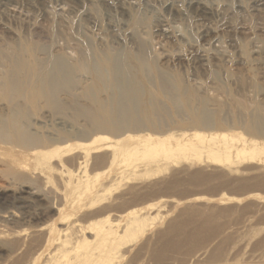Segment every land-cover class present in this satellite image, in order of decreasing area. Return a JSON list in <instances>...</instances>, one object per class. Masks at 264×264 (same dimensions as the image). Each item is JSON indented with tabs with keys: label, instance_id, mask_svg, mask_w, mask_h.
Here are the masks:
<instances>
[{
	"label": "rangeland",
	"instance_id": "rangeland-1",
	"mask_svg": "<svg viewBox=\"0 0 264 264\" xmlns=\"http://www.w3.org/2000/svg\"><path fill=\"white\" fill-rule=\"evenodd\" d=\"M0 128V264H62L70 222L132 210L116 264L175 223L264 257V0H0Z\"/></svg>",
	"mask_w": 264,
	"mask_h": 264
},
{
	"label": "bare ground",
	"instance_id": "bare-ground-1",
	"mask_svg": "<svg viewBox=\"0 0 264 264\" xmlns=\"http://www.w3.org/2000/svg\"><path fill=\"white\" fill-rule=\"evenodd\" d=\"M4 127H6V126H4ZM21 132H22V130H21ZM1 134L2 133H0V135ZM3 134H2V136H3ZM116 134L118 135L120 133L117 132ZM22 135H23V133H22ZM4 137H6V136H4ZM13 137H15V136H13ZM19 140H20V138H19ZM100 140H102V137H97L95 139V142L96 141H100ZM146 141H148L150 145H154V144L158 143V141L153 142V140H151V138L146 139ZM20 143H21V141H20ZM33 145H35V144L33 143ZM99 148H101V146H99V147L96 146L95 147V149H99ZM57 151L63 153L62 149L57 150ZM119 151H120V153L123 152L122 149H120ZM118 153H116L117 156H118ZM46 154H47L46 152L45 153H41L42 156H44ZM117 156L113 155V160L116 159ZM99 157L103 158V155H101ZM152 159L154 160L155 157H153ZM17 178H18V180L21 181V177L20 176H17ZM140 185H142V184H140ZM143 187L146 190L148 188H151L150 185H146V186H143ZM141 190L135 191L133 188H130V189L127 190V194L130 195V196L131 195L135 196V194L136 193L139 194V192ZM236 190H241V189L240 188H236L235 191ZM125 193H126V191H125ZM143 193H144V190H143ZM138 194H136V195H138ZM140 194L142 195V191H141ZM143 196H145V195H143ZM140 197H142V196H140ZM131 198H132L131 202H129V200H131V199H129L127 201L130 204H132V203L134 204V202H133L134 199L133 198H136V196L135 197H131ZM97 201H98V199L92 198V199H90L89 204L91 205V204H93V203H95ZM123 209H124V207H123ZM132 211L128 215L125 216L126 220H125L124 224H121L122 222L119 219H115V220L108 219L105 222H100L99 226H100L101 229L99 231H97V233L95 235L91 236L90 240H89L88 237L84 236V233L88 232L87 231L88 228L89 229H93V223L91 225H89L88 228L86 229V227L82 226V224L78 223L77 221H74L73 223L70 222L68 227L65 228V229L66 230H70L74 234H76L75 235V243H74V245H73V247L71 249V250H76V251H75L74 256H71V255L69 256V254L64 255L63 256L64 260L62 261V264H72L73 262H74V264H87L88 262H92L94 264H116V263H119V261L122 260L124 258V256H125V254L127 253L126 252L127 249L124 250L125 246L120 244L119 242L124 237L126 231L129 228V225L132 222L141 219L139 212H136V211L132 212ZM71 216H73V215L72 214L64 215L63 219L67 221V220H69V218ZM192 217H193V214H192ZM119 222H121V223H119ZM175 222H177V221H175ZM183 223L187 224V221L183 222ZM197 223H199V222H197ZM204 225H205V223H204ZM191 228H187L188 229L187 230L185 228V226L179 225V224H176V223L173 224V225H169L167 230H166L165 235L166 234H170L171 236L170 237L168 236L169 239H167V241H165L166 242L165 244H162L164 242L163 241L161 243L162 245L159 244L160 246L155 247L156 249L154 248V250H152L150 252V255H149L148 259L150 258L149 260L151 261V263L153 262L154 264H168L167 263L168 260L175 259L176 260L175 264L176 263L177 264H202V263H204V264H256L257 262L259 264H264V257L260 256V251L261 250L259 252L256 251L257 254L259 253V256H260V257H258L259 260L257 262L256 261L255 262L246 261L245 257H243L244 259L243 258L237 259L236 258L237 256L235 257V254H232L233 250H232V253H231V251H230L231 249L226 248V246H227L226 244L224 245V247L221 246L223 242L219 243L221 245L217 244V245H213V246L211 244H209V243L205 244L206 242H210V240H211L210 239L211 238V236H210L211 231H207L206 228H203L201 224L200 225L199 224L195 225L193 230H191ZM52 230H53L52 232H57L54 229H52ZM77 233H80V235H77ZM57 234H58V232H57ZM175 234H176V239L174 238ZM163 237H165V236H163ZM260 241L262 243H264V238L263 239L260 238ZM258 244H261V243L258 241L256 246H258ZM141 246L138 247V250H139V248ZM256 246H253V251H254V249H257V248H254ZM94 247H99L95 259H93L94 256H95V253H91L90 252V250H92V248H94ZM143 247L144 246H142V249H143ZM260 247H263V245L260 246ZM229 248H231V247H229ZM232 248L234 249V247H232ZM82 249H83V251H82ZM142 249H140V251ZM250 249H252V248H250ZM226 250H229V252H227ZM234 250L236 251V248ZM176 251L182 252L180 258L179 257L175 258L173 256V254ZM136 252H138V251H136ZM142 252H144V250H142ZM89 254H90V256H89ZM147 254H148V251H147ZM254 254H255V252H254ZM138 255H140V254H138ZM263 255H264V253H263ZM136 256H137V253H136ZM255 256H256V254H255ZM185 257H190V258H188L189 259L188 262L185 261ZM240 257H242V256H240ZM149 260H147V263H148Z\"/></svg>",
	"mask_w": 264,
	"mask_h": 264
}]
</instances>
